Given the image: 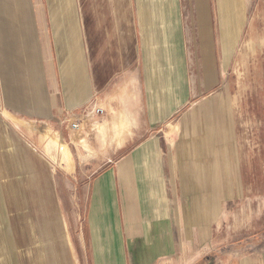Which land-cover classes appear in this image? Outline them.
I'll return each mask as SVG.
<instances>
[{"label":"crops","instance_id":"crops-1","mask_svg":"<svg viewBox=\"0 0 264 264\" xmlns=\"http://www.w3.org/2000/svg\"><path fill=\"white\" fill-rule=\"evenodd\" d=\"M85 111L72 139L63 116ZM16 128L68 147L100 264L210 254L187 249L199 230L264 204V0H0V141L47 176ZM0 198V264H23L1 178Z\"/></svg>","mask_w":264,"mask_h":264},{"label":"rangeland","instance_id":"rangeland-1","mask_svg":"<svg viewBox=\"0 0 264 264\" xmlns=\"http://www.w3.org/2000/svg\"><path fill=\"white\" fill-rule=\"evenodd\" d=\"M87 120L88 118L82 119V128L79 132H70L66 124L72 139L81 138ZM12 131L26 151L32 153L39 164L43 165L47 175L43 176L38 166H34V163L38 164L35 162L37 160H34L32 165V161L26 159V154H22L11 138L5 150L0 141V178L8 214L14 226L15 245L22 263L67 264V254L65 250L63 251L59 238L57 239L59 231L62 235L61 227L64 220L73 246L75 264H100L102 259L94 258L88 247V211L79 207L81 198L74 190L73 179L59 169L55 145L48 138L40 137V141L35 133L23 136L17 128ZM55 137L59 139L57 135ZM32 140L35 142L37 140V143L31 144ZM20 187L22 192L17 191ZM50 203L54 206L53 211L48 207ZM1 207L0 198V217ZM223 211L228 215L227 224L220 223L205 234L199 230L194 236L204 235L207 240H194L187 246L188 250L202 252L210 249L211 253L200 257H183L172 264H264V204H254L251 198L242 203L237 202ZM50 217L51 225H46L48 222L46 219ZM19 222L27 225L21 227L18 225ZM56 222H59V225H56ZM2 232H5V229L0 225V233ZM82 234L86 251L81 249L79 243ZM50 238L52 240H49Z\"/></svg>","mask_w":264,"mask_h":264},{"label":"built area","instance_id":"built-area-1","mask_svg":"<svg viewBox=\"0 0 264 264\" xmlns=\"http://www.w3.org/2000/svg\"><path fill=\"white\" fill-rule=\"evenodd\" d=\"M94 114L95 115H103V110L101 108H95L94 109ZM67 115V117H66ZM72 117L74 119H72ZM88 117V112H83L81 115H73V114H69V112L65 113L64 116V121L67 124V127L69 129L70 132H78L80 131L81 127H82V119L83 118H87Z\"/></svg>","mask_w":264,"mask_h":264},{"label":"bare ground","instance_id":"bare-ground-1","mask_svg":"<svg viewBox=\"0 0 264 264\" xmlns=\"http://www.w3.org/2000/svg\"><path fill=\"white\" fill-rule=\"evenodd\" d=\"M52 144L55 145V149L57 150L58 163L64 166L66 161L70 160L68 147L55 139L52 141Z\"/></svg>","mask_w":264,"mask_h":264}]
</instances>
